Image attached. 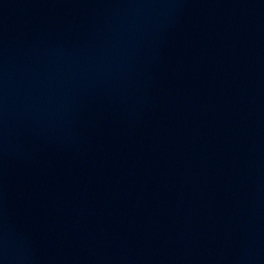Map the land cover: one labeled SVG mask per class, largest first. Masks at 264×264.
Instances as JSON below:
<instances>
[{
	"label": "water",
	"instance_id": "water-1",
	"mask_svg": "<svg viewBox=\"0 0 264 264\" xmlns=\"http://www.w3.org/2000/svg\"><path fill=\"white\" fill-rule=\"evenodd\" d=\"M0 264H264V209L128 161L0 141Z\"/></svg>",
	"mask_w": 264,
	"mask_h": 264
}]
</instances>
